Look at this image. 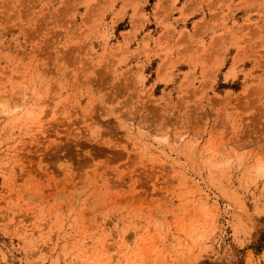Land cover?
<instances>
[{
  "label": "rangeland",
  "instance_id": "rangeland-1",
  "mask_svg": "<svg viewBox=\"0 0 264 264\" xmlns=\"http://www.w3.org/2000/svg\"><path fill=\"white\" fill-rule=\"evenodd\" d=\"M238 262L264 264V0H0V264Z\"/></svg>",
  "mask_w": 264,
  "mask_h": 264
},
{
  "label": "trees",
  "instance_id": "trees-1",
  "mask_svg": "<svg viewBox=\"0 0 264 264\" xmlns=\"http://www.w3.org/2000/svg\"><path fill=\"white\" fill-rule=\"evenodd\" d=\"M237 264H243V263H241V262H238Z\"/></svg>",
  "mask_w": 264,
  "mask_h": 264
},
{
  "label": "bare ground",
  "instance_id": "bare-ground-1",
  "mask_svg": "<svg viewBox=\"0 0 264 264\" xmlns=\"http://www.w3.org/2000/svg\"><path fill=\"white\" fill-rule=\"evenodd\" d=\"M27 109V108H26Z\"/></svg>",
  "mask_w": 264,
  "mask_h": 264
}]
</instances>
